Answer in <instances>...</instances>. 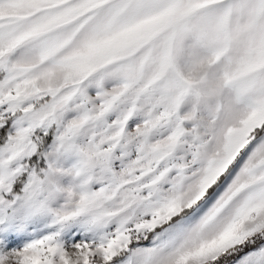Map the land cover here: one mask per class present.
<instances>
[{
  "label": "snow or ice",
  "instance_id": "1",
  "mask_svg": "<svg viewBox=\"0 0 264 264\" xmlns=\"http://www.w3.org/2000/svg\"><path fill=\"white\" fill-rule=\"evenodd\" d=\"M0 264H264V0H0Z\"/></svg>",
  "mask_w": 264,
  "mask_h": 264
}]
</instances>
